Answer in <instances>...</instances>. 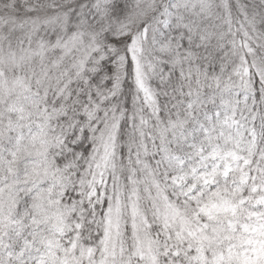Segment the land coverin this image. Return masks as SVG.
I'll use <instances>...</instances> for the list:
<instances>
[{
    "label": "snow or ice",
    "instance_id": "6c2138e0",
    "mask_svg": "<svg viewBox=\"0 0 264 264\" xmlns=\"http://www.w3.org/2000/svg\"><path fill=\"white\" fill-rule=\"evenodd\" d=\"M0 264H264V0H0Z\"/></svg>",
    "mask_w": 264,
    "mask_h": 264
}]
</instances>
